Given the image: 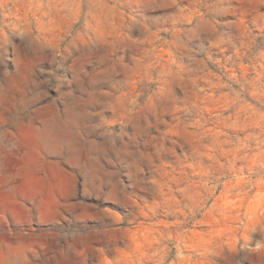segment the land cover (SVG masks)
<instances>
[{"label": "clouds", "instance_id": "clouds-1", "mask_svg": "<svg viewBox=\"0 0 264 264\" xmlns=\"http://www.w3.org/2000/svg\"><path fill=\"white\" fill-rule=\"evenodd\" d=\"M0 264H264V0H0Z\"/></svg>", "mask_w": 264, "mask_h": 264}]
</instances>
